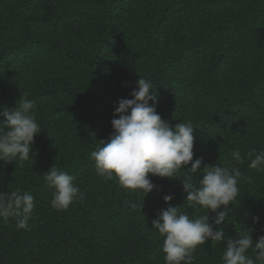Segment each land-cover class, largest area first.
I'll use <instances>...</instances> for the list:
<instances>
[{
    "label": "trees",
    "instance_id": "1",
    "mask_svg": "<svg viewBox=\"0 0 264 264\" xmlns=\"http://www.w3.org/2000/svg\"><path fill=\"white\" fill-rule=\"evenodd\" d=\"M140 76L157 87L162 119L192 122L194 159L240 169L220 230L264 235V171L230 156L264 150V0H0V105L34 101L41 126L28 161H0V191L35 203L26 229L0 220V264H165L152 221L169 204L192 219L203 209L178 178L151 176L157 188L144 197L105 183L90 159ZM51 166L84 193L66 211L51 207ZM224 244L209 238L194 264H222Z\"/></svg>",
    "mask_w": 264,
    "mask_h": 264
},
{
    "label": "clouds",
    "instance_id": "2",
    "mask_svg": "<svg viewBox=\"0 0 264 264\" xmlns=\"http://www.w3.org/2000/svg\"><path fill=\"white\" fill-rule=\"evenodd\" d=\"M156 89L153 91L152 82L140 76L131 98L118 100L111 119V134L107 140H99L100 146L90 154L97 176L105 183L115 179L121 189L139 191L144 197L157 188L151 176L180 179L187 204L193 208L199 206L203 212L192 219L179 206L169 204L159 211L152 229L163 237L161 250L165 264H194V252L209 238L211 242L226 241L222 264H264V235L254 241V227H245L238 232L237 239L220 230L229 205L239 193L240 169L218 163L204 164L202 157L194 159L195 127L191 121H180L173 126L162 119L156 110ZM35 110V102L24 97L13 108L0 105V161L16 165L31 158L30 154L35 152L34 137L41 133ZM230 156L236 164L247 159L250 169L264 171V150L252 149L243 156L234 150ZM182 169L186 171L181 177L178 173ZM198 174L202 178L197 180ZM43 179L52 192L50 204L56 211H66L74 201L84 198L74 177L57 167L51 166ZM173 198L172 193L163 196L166 203ZM34 208L31 192L0 191V220L13 218L18 229H26ZM258 221L259 217H255L254 223Z\"/></svg>",
    "mask_w": 264,
    "mask_h": 264
}]
</instances>
